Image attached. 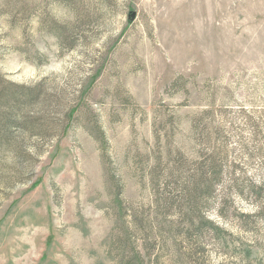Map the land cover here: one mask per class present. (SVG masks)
Segmentation results:
<instances>
[{
  "label": "rangeland",
  "instance_id": "rangeland-1",
  "mask_svg": "<svg viewBox=\"0 0 264 264\" xmlns=\"http://www.w3.org/2000/svg\"><path fill=\"white\" fill-rule=\"evenodd\" d=\"M1 92L0 264H264V0H0Z\"/></svg>",
  "mask_w": 264,
  "mask_h": 264
},
{
  "label": "trees",
  "instance_id": "trees-1",
  "mask_svg": "<svg viewBox=\"0 0 264 264\" xmlns=\"http://www.w3.org/2000/svg\"><path fill=\"white\" fill-rule=\"evenodd\" d=\"M12 90H15L13 92V96H14V98H16L15 101H17V103H20L21 101H24V102L29 101L30 102L33 99H35L36 96L39 94L38 89L34 88V89L25 90V89H22V87H20L18 85L17 86L14 85V87H12ZM22 91L25 93L26 98H22V100L18 101V99H21L19 92H22ZM3 94H4V92L0 93V99L3 97ZM6 101H7V99H6ZM7 107L8 106H6L3 109H0V118L2 117V119L4 120L5 127H6V131L3 134L4 138L0 139V143H1V141L8 142L9 139L12 137V135L9 131L10 125L19 124L23 127H27V125L29 126L31 124V119H29L27 117L18 121L16 119V116H15L16 114L13 111H11L10 107L9 108H7ZM34 122L35 121H32V123H34ZM30 131L37 132V134H42V128H38V126H37V128H33ZM205 177H206V173L202 170H200V173L194 174L191 178V185L187 183V185L182 189V193H187V192L196 193V191L198 192V190L200 192V190H201L200 187H202V188L206 189V191H208L209 188L212 186V181L209 179H206ZM187 178H189V175L187 176ZM203 192H204V190H203ZM169 202H170L169 197H166L163 200L159 199L158 204H160L162 206H166V205H168ZM176 224H177L176 221L172 220L171 225L169 227L174 228L176 226ZM124 235L127 236V231H125V230H124Z\"/></svg>",
  "mask_w": 264,
  "mask_h": 264
},
{
  "label": "water",
  "instance_id": "water-1",
  "mask_svg": "<svg viewBox=\"0 0 264 264\" xmlns=\"http://www.w3.org/2000/svg\"><path fill=\"white\" fill-rule=\"evenodd\" d=\"M133 16V15H132Z\"/></svg>",
  "mask_w": 264,
  "mask_h": 264
}]
</instances>
